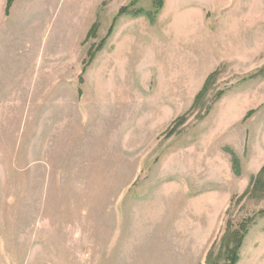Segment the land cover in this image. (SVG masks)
I'll list each match as a JSON object with an SVG mask.
<instances>
[{
    "label": "rangeland",
    "instance_id": "374dc122",
    "mask_svg": "<svg viewBox=\"0 0 264 264\" xmlns=\"http://www.w3.org/2000/svg\"><path fill=\"white\" fill-rule=\"evenodd\" d=\"M5 6L0 264H264V0Z\"/></svg>",
    "mask_w": 264,
    "mask_h": 264
},
{
    "label": "trees",
    "instance_id": "16d2710c",
    "mask_svg": "<svg viewBox=\"0 0 264 264\" xmlns=\"http://www.w3.org/2000/svg\"><path fill=\"white\" fill-rule=\"evenodd\" d=\"M12 0H6V6H5V10H7L11 4ZM253 185L250 186V189L248 190V194H253V192L257 191L261 180L258 179H254L252 181ZM240 241H241V237L239 238L238 242L235 244L233 243V245L230 247V249L227 252V261L230 262V264H234V262L236 261V257H237V250L240 247Z\"/></svg>",
    "mask_w": 264,
    "mask_h": 264
}]
</instances>
